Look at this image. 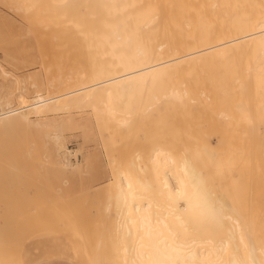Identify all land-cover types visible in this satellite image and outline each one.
<instances>
[{
    "label": "bare ground",
    "instance_id": "obj_1",
    "mask_svg": "<svg viewBox=\"0 0 264 264\" xmlns=\"http://www.w3.org/2000/svg\"><path fill=\"white\" fill-rule=\"evenodd\" d=\"M61 1L59 5L72 8L65 21L73 41L71 49L55 54L57 69L53 67L51 76L56 82H47L53 89L43 94L27 90L28 85L25 93L23 87L19 95L14 93L15 98L13 92L2 94L0 127L53 120L89 100L111 95L121 102L142 98L143 110L157 113L151 120L157 128L168 123L164 108L169 99L171 105L180 103L174 106L183 107L184 117L201 115L204 111L200 113L197 104L209 99L215 108L208 112L207 122L216 119L210 137L202 133L204 121L200 129H193L191 116L186 122L180 116L184 126L178 130L182 142L178 148L151 134L146 161L141 162V154L140 161L117 167L116 185L112 182L117 188V209L113 206L117 241L108 253L102 247L95 262L88 252L89 259L85 256V246L79 250L82 242L76 244L74 238L76 263L200 264L205 257H221L234 241L245 245L243 264H264V66H227L231 50L263 42L264 0ZM244 84L248 93L240 96ZM227 98L240 101L235 107L241 111L248 98V112L230 115L226 105L221 106ZM158 102H164V112ZM131 116L124 108L117 119L128 126ZM247 175L254 183L253 199L246 195ZM251 223L259 224L257 230ZM108 235L113 242V234Z\"/></svg>",
    "mask_w": 264,
    "mask_h": 264
},
{
    "label": "rangeland",
    "instance_id": "obj_2",
    "mask_svg": "<svg viewBox=\"0 0 264 264\" xmlns=\"http://www.w3.org/2000/svg\"><path fill=\"white\" fill-rule=\"evenodd\" d=\"M60 2L62 1L0 0V65L5 73H10L3 74L0 70V96L2 94L8 96L13 92L11 97L15 98L17 95L14 96V93L19 95V92H22L21 87L25 93V87L28 85L31 89L27 88V90L35 88L40 92L45 91L42 92L43 94L53 89L52 84L56 81L55 76L51 75H55L56 71L53 68L55 54L57 51L71 49L73 41L72 32L67 29L68 24L65 21L71 15L72 8L68 5H65L66 7L59 5ZM262 41L259 44L247 43L241 48L231 50L228 54L227 66H264V39ZM256 54L259 56L257 60L254 57ZM46 66L52 68L47 69ZM52 77L54 81L51 80ZM49 81L52 82L49 85L51 87L48 86ZM165 83H168V87L172 84L170 81ZM245 84L244 90L247 87ZM167 85L165 84L166 87ZM243 87L238 90L239 93L242 92L240 96L248 93ZM231 92L234 93L233 90ZM146 94L148 96V93ZM111 96H108L109 99L104 96L89 100L80 107L73 108L69 114L46 122L26 125L13 123L0 127V264H77L74 238L76 244L85 243L77 245L80 246L79 250L86 247L87 251L84 255L87 258L89 256L97 260L99 258L97 252L102 247V251L107 253L111 251L112 244L117 241L115 236L117 233L113 229L115 227L117 232V215L115 217L116 213L113 209V206H117V188L114 186L117 167L131 161L135 162L142 156L144 157L141 158V162L146 161L145 158L148 156L146 154L149 153L148 148L152 143L151 134L157 135L162 144L174 145L178 148L182 143L179 134L181 132L178 130L183 129L184 121L181 124L180 121L185 116L181 114L183 107L179 109L177 105L174 106L176 101L172 103L173 107L171 99L168 98L170 102L164 97L165 102L167 100L164 110L168 109V112L165 111V117L168 118L166 120L169 124L157 128L151 122L154 120L152 117L155 118L157 113L153 115L151 111L150 113L145 109L144 112L142 98L141 101L122 100V103L121 100ZM247 99L243 102V111L235 107L240 101L236 102L234 99H222L221 106L226 105L230 115H240L241 112H248ZM240 100L242 101V98ZM204 102L205 104L209 102V105H205ZM204 102L203 107L200 106L203 105L200 104L202 100L199 102L200 105H197L198 111H201L200 113L204 111L206 114L191 113V117L188 116L189 120L187 116L183 120L186 122L191 119L190 123L196 125L193 127L189 123L193 129H200L204 121L206 130L202 133L206 132L212 137L213 135L208 132L212 130L215 117L209 120L210 122L212 120L211 124L207 120L210 117L208 112L215 106L213 108L210 106L214 104L210 103L209 99ZM125 104L128 106L126 107ZM162 104H159L161 111ZM190 104L192 105L191 102ZM179 105L180 103L178 107ZM193 106L196 105L193 103ZM207 107L211 109L206 111ZM124 108L133 114L127 127L121 125L120 120L117 119ZM212 113L213 116L215 113ZM180 116L183 117L179 121ZM194 116L198 120H195ZM242 130L248 133L247 128ZM54 133L60 134V138L55 139ZM246 177H248L244 183L247 187L246 195L248 198L251 194L253 199L255 198L254 183L250 181L251 175ZM109 183L113 186L111 187ZM108 204L112 206L108 207ZM254 225L255 223L251 226ZM258 226L256 223L254 228ZM108 234H113V238L111 237L113 242H110ZM98 243H100L99 248ZM226 247L228 251L224 249L221 257L208 256L199 263L243 264L242 252L245 245L230 241ZM69 248L73 251L74 261L66 257ZM232 256L236 259L235 262H232ZM112 262L117 264V260Z\"/></svg>",
    "mask_w": 264,
    "mask_h": 264
},
{
    "label": "crops",
    "instance_id": "obj_3",
    "mask_svg": "<svg viewBox=\"0 0 264 264\" xmlns=\"http://www.w3.org/2000/svg\"><path fill=\"white\" fill-rule=\"evenodd\" d=\"M69 246V245H68ZM70 247V246H69ZM67 258H69V259H73V261H74V255H73V251L71 250V248H69V250L67 251Z\"/></svg>",
    "mask_w": 264,
    "mask_h": 264
}]
</instances>
